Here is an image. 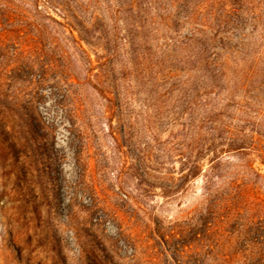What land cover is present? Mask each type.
<instances>
[{
    "label": "rangeland",
    "instance_id": "rangeland-1",
    "mask_svg": "<svg viewBox=\"0 0 264 264\" xmlns=\"http://www.w3.org/2000/svg\"><path fill=\"white\" fill-rule=\"evenodd\" d=\"M0 264H264V0H0Z\"/></svg>",
    "mask_w": 264,
    "mask_h": 264
}]
</instances>
